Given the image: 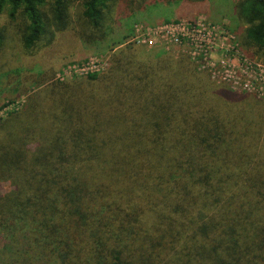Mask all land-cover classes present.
I'll use <instances>...</instances> for the list:
<instances>
[{
	"label": "trees",
	"instance_id": "obj_1",
	"mask_svg": "<svg viewBox=\"0 0 264 264\" xmlns=\"http://www.w3.org/2000/svg\"><path fill=\"white\" fill-rule=\"evenodd\" d=\"M70 1L0 0V15L21 17L30 51L66 29ZM79 1L100 39L116 0ZM236 8L264 54V0ZM21 80L0 117L5 264H264V98L131 44L101 72Z\"/></svg>",
	"mask_w": 264,
	"mask_h": 264
},
{
	"label": "rangeland",
	"instance_id": "obj_2",
	"mask_svg": "<svg viewBox=\"0 0 264 264\" xmlns=\"http://www.w3.org/2000/svg\"><path fill=\"white\" fill-rule=\"evenodd\" d=\"M238 1L116 0L108 4V14L100 27L104 35L90 40V27L81 16L80 1L71 0L66 29L53 31L51 27L50 44L30 51H25L19 40L21 17L10 20L4 12L0 15V117L23 102L20 95L7 103L22 76L52 70L58 80L64 81L101 72L111 49L125 44L153 53H184L212 79L225 80L237 91L264 98V54L244 44L246 25L237 13ZM166 27L177 34L176 43L170 41L169 35L157 34ZM146 32L153 37L154 47L142 45ZM4 190V183H0V193ZM9 252L0 239V264L9 260Z\"/></svg>",
	"mask_w": 264,
	"mask_h": 264
},
{
	"label": "built area",
	"instance_id": "obj_3",
	"mask_svg": "<svg viewBox=\"0 0 264 264\" xmlns=\"http://www.w3.org/2000/svg\"><path fill=\"white\" fill-rule=\"evenodd\" d=\"M162 33H164L165 35H169L170 41H172L173 43L177 42V37H176L177 34H173V29L169 30V28L166 27V28H161L157 32V34H162ZM165 35H163V37ZM163 37L161 36L162 39H163ZM141 43H142V45H144L147 48L148 47L151 48V47L155 46V42L153 40V37L147 32L145 33V36H143V39H142Z\"/></svg>",
	"mask_w": 264,
	"mask_h": 264
}]
</instances>
